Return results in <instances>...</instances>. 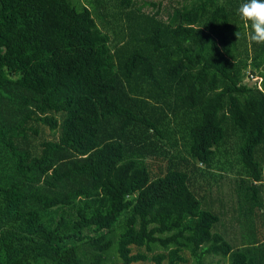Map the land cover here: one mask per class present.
I'll return each mask as SVG.
<instances>
[{
    "label": "trees",
    "instance_id": "1",
    "mask_svg": "<svg viewBox=\"0 0 264 264\" xmlns=\"http://www.w3.org/2000/svg\"><path fill=\"white\" fill-rule=\"evenodd\" d=\"M116 2L114 44L99 2L0 0V264H264L199 184L239 167L233 217L255 232L264 44L245 0Z\"/></svg>",
    "mask_w": 264,
    "mask_h": 264
},
{
    "label": "rangeland",
    "instance_id": "2",
    "mask_svg": "<svg viewBox=\"0 0 264 264\" xmlns=\"http://www.w3.org/2000/svg\"><path fill=\"white\" fill-rule=\"evenodd\" d=\"M139 4H142L144 2L150 3V4H162V7H165L167 5H176L178 2L181 3H190V0L184 1V0H137ZM75 5H81V6H89L93 11L94 7L98 2L100 3L98 11L101 16L104 17V22L97 17V22L98 24L102 27L103 30L109 32L111 39L113 40L114 44L120 43L122 41V37L117 36V34H114V30H117L119 32V28L116 27V23L118 21H121V19L118 16V7H117V2L116 0H71ZM147 12H155L156 8L153 7L152 5L148 6L146 8ZM97 13V12H96ZM98 14V13H97ZM117 16L116 19L114 17ZM103 23V24H102ZM121 23H124L121 21ZM245 84L249 86H260L261 84V78L255 76L254 74L247 73L245 76ZM46 136L48 139H53V134L51 131H47ZM186 155V154H185ZM225 160V159H224ZM153 160H150L149 162H152ZM220 167V166H219ZM231 168V167H230ZM229 167H227V171L225 173L226 178L223 180L219 181L221 183V187L218 191V185H214V180L208 178V177H202L199 178V184H201L204 187V190H201V193H206L209 191L212 186L213 191L210 192V195H208V201L211 202L213 200L214 203V209L216 211H220L222 208L220 207V204L224 205V209L227 210L228 214L223 217L224 223H225V228L220 227V230L225 229L226 232H228L229 239L231 241L232 238L236 241V245L238 247H241L243 245H246L248 241L255 240L257 239L255 235L259 236L260 238L264 240V211L262 213V217H259L255 220V232L252 231V229H247V226L245 225L244 219L242 216H240V221L234 219L233 217V212H232V206L236 202V187H237V174H238V169L239 167H236V169L232 170ZM207 182H211L210 185L207 184ZM218 182V183H219ZM222 189V190H221ZM262 196L264 198V189L262 190ZM230 200H233L234 202L230 203ZM237 205V204H236ZM236 217L239 218V215L237 213ZM235 220V222H234ZM252 233H251V232ZM256 233V234H255ZM258 238V240L260 239ZM244 240V241H243ZM218 262H221V264H228V261H221L220 258H215V257H207L206 258V264H216ZM192 264H197L195 261Z\"/></svg>",
    "mask_w": 264,
    "mask_h": 264
},
{
    "label": "clouds",
    "instance_id": "3",
    "mask_svg": "<svg viewBox=\"0 0 264 264\" xmlns=\"http://www.w3.org/2000/svg\"><path fill=\"white\" fill-rule=\"evenodd\" d=\"M238 15L249 28V39L264 44V0H245L238 8Z\"/></svg>",
    "mask_w": 264,
    "mask_h": 264
}]
</instances>
